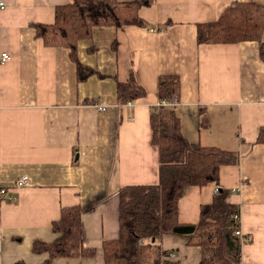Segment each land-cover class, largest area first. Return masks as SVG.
Listing matches in <instances>:
<instances>
[{"label":"crops","instance_id":"crops-1","mask_svg":"<svg viewBox=\"0 0 264 264\" xmlns=\"http://www.w3.org/2000/svg\"><path fill=\"white\" fill-rule=\"evenodd\" d=\"M0 264L42 263L37 239L53 241L52 224L64 206L82 207L84 243L93 257H60L57 264H105L103 242L119 236V189L159 182L160 153L153 142L151 114L160 100L159 77L178 75L176 112L191 142L237 151L239 161L220 169L219 184L187 187L179 219L199 221L201 205L219 188L240 206L241 229L253 240L242 246L239 264H264V60L257 41L199 43V22L217 20L233 1L153 0L140 9L147 24L95 26L79 40L80 61L95 72L81 80L63 46H47L32 23H53L57 5L70 0H0ZM264 40V33H263ZM134 72L146 94L125 106L118 81ZM26 175L27 185L14 187ZM13 195L14 198L11 199ZM151 244L200 264L201 248L166 234ZM146 264H149L148 262Z\"/></svg>","mask_w":264,"mask_h":264},{"label":"trees","instance_id":"trees-1","mask_svg":"<svg viewBox=\"0 0 264 264\" xmlns=\"http://www.w3.org/2000/svg\"><path fill=\"white\" fill-rule=\"evenodd\" d=\"M153 0H70L56 6L53 23H32L38 37L47 46H63L76 65L79 79L85 80L95 70L78 57L79 40L89 38L95 26L122 27L147 24L140 9ZM264 6L257 2H231L217 20L199 22V43H234L257 41L264 60ZM160 100L180 97L178 75H162L158 81ZM146 94L132 71L126 81H118L117 102L125 106ZM177 106V105H176ZM176 106L157 105L151 114L153 142L159 147V182L128 184L119 189V236L103 242L105 264H180L163 259L168 253L157 246L156 259L150 261L151 244L160 242L166 234L189 239L201 248L200 264H239L242 246L253 240L237 234L240 229V206L228 201L231 189L219 188L213 201L201 205L199 221L179 219V200L187 187L219 184L220 169L239 161L237 151L191 142L181 130ZM256 142L264 143V124L259 127ZM57 237L50 242L37 239L32 249L48 257L39 264H57L60 257H93L94 247L84 243L82 207L64 206L59 219L52 224ZM170 256L172 253H169ZM14 264H28L17 261Z\"/></svg>","mask_w":264,"mask_h":264},{"label":"built area","instance_id":"built-area-1","mask_svg":"<svg viewBox=\"0 0 264 264\" xmlns=\"http://www.w3.org/2000/svg\"><path fill=\"white\" fill-rule=\"evenodd\" d=\"M4 5H5L4 1H0V6H4ZM10 58H11V55L8 51H3L0 53V63L6 62ZM179 102H180V97L176 96L170 101L167 99L159 100L157 105H161V104L163 105L164 104V105L176 106V105H178ZM129 103H131V102H129ZM157 105H156V107H157ZM28 182H29L28 177L26 175H23L20 178H18L17 180H15L13 186L14 187H23V186L27 185ZM9 190H10L9 187L1 186L0 187V194L3 196L7 195ZM238 190L239 189H235V190H232V192L238 191ZM10 196H11V199L14 198L13 195H10ZM234 217L241 218L238 214H236ZM237 234H240L241 236L244 235L241 228L239 230H237ZM171 256H174V254H171Z\"/></svg>","mask_w":264,"mask_h":264}]
</instances>
